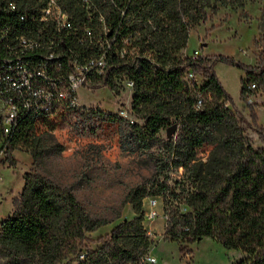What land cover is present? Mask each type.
Instances as JSON below:
<instances>
[{"label": "trees", "instance_id": "trees-1", "mask_svg": "<svg viewBox=\"0 0 264 264\" xmlns=\"http://www.w3.org/2000/svg\"><path fill=\"white\" fill-rule=\"evenodd\" d=\"M11 3L17 7L14 13L7 11ZM35 7V0H0V32L8 28L11 43L17 37L36 36ZM205 8V0H133L123 34L135 36L139 59L112 58L104 75L90 77L93 88L112 91L121 81L133 83L129 112L134 122L129 126V143L121 149L148 158L154 167L147 180L124 196L123 204L130 205L134 217L98 237L96 248H88L89 235L108 222L90 217L67 189L26 173L11 216L1 223L0 264H142L152 245L144 227L143 202L148 197L161 199L166 240L194 243L209 238L243 256L234 264H264V129L256 123L248 89L256 84L264 90V37L257 64L239 66L245 75L240 98L250 108L249 124L230 107L231 98L214 72L216 63L232 61L182 54L190 27L206 19ZM66 9L78 21L79 8ZM211 11L216 13L214 7ZM261 12L263 32L264 3ZM22 15L26 22L19 20ZM161 22L169 28L160 38L154 29ZM70 47L76 54L93 55L73 41ZM5 50L0 43V58ZM189 71L199 80L188 81ZM197 96L202 101L199 109H195ZM36 126L33 116L25 114L4 136L0 116V141L10 167H15L11 154L16 150H25L34 161L40 157L45 139ZM172 126L175 132L163 138L161 134ZM247 127L262 147L252 146ZM204 145L211 146L207 159L197 160L192 172L171 184V174L195 160Z\"/></svg>", "mask_w": 264, "mask_h": 264}, {"label": "rangeland", "instance_id": "rangeland-1", "mask_svg": "<svg viewBox=\"0 0 264 264\" xmlns=\"http://www.w3.org/2000/svg\"><path fill=\"white\" fill-rule=\"evenodd\" d=\"M205 3L206 19L190 27L187 47L182 54L191 57L198 52L202 57L222 56L232 61L233 64L216 63L214 72L231 98L230 107L250 124V108L240 98L241 80L245 75L239 66H255L258 62L264 37L261 29L264 0H205ZM212 7L216 13L211 11ZM118 85L117 91L86 86L78 91L84 111L38 124L36 132L44 136L45 142L36 161L19 149L11 154L15 167H10L5 145L0 141V227L2 221L11 216L13 201L23 189V176L30 172L67 189L90 217L108 222L89 235L88 248H96L98 237L109 233L121 221L134 217L130 205L123 204L124 196L130 188L147 180L154 167L148 158L121 149V145L129 143L131 123L121 118L119 112L127 109L130 91L124 81ZM249 99L256 123L264 129V90L259 88L249 93ZM128 116L133 118L130 112ZM246 135L254 148L262 147L257 135L248 127ZM161 136L166 138V132ZM210 150V145L199 148L195 160L171 174L170 183L192 172L194 163L205 161ZM148 199L144 201L145 216L150 210ZM157 201L158 217L150 221L144 218V227L152 240L147 256L155 258L156 264H234L243 257L209 238L194 243L166 240L164 217L159 212L161 199ZM179 207L182 212L186 211L182 205Z\"/></svg>", "mask_w": 264, "mask_h": 264}, {"label": "built area", "instance_id": "built-area-1", "mask_svg": "<svg viewBox=\"0 0 264 264\" xmlns=\"http://www.w3.org/2000/svg\"><path fill=\"white\" fill-rule=\"evenodd\" d=\"M132 2L35 0L32 16L38 29L34 38L21 36L11 43L8 28H3L0 43L6 50L0 58V116L4 136L13 132L25 114L33 116L36 126L45 120L56 121L74 112L84 111L78 91L92 85L90 77L93 74L104 75L108 63L115 57L123 62L139 59L135 36L132 33L123 34L129 26L131 16L128 10ZM68 6L79 8L81 16L78 21L68 12ZM7 11L16 12V5L11 3ZM19 20L26 22L27 16L22 15ZM168 28L167 24L161 22L154 30L161 38ZM72 41L93 55L76 54L70 47ZM143 58L149 59V56ZM187 80L198 81L199 77L189 71ZM124 85L130 95L126 101L127 109L121 110L119 116L132 124L134 119L128 113L133 83L125 81ZM248 89L254 92L259 88L256 84H250ZM201 105L200 96H197L195 109ZM148 204L150 210L145 217L150 221L158 217L155 211L158 201L149 198ZM143 262L156 264V259L146 256Z\"/></svg>", "mask_w": 264, "mask_h": 264}, {"label": "water", "instance_id": "water-1", "mask_svg": "<svg viewBox=\"0 0 264 264\" xmlns=\"http://www.w3.org/2000/svg\"><path fill=\"white\" fill-rule=\"evenodd\" d=\"M175 130H176V126H172V127H170V128L166 131V136H167V137L172 136V134L175 132Z\"/></svg>", "mask_w": 264, "mask_h": 264}, {"label": "crops", "instance_id": "crops-1", "mask_svg": "<svg viewBox=\"0 0 264 264\" xmlns=\"http://www.w3.org/2000/svg\"><path fill=\"white\" fill-rule=\"evenodd\" d=\"M198 53V52H197ZM145 201V200H144ZM143 205H144V202H143ZM160 205H161V209H160V215H163V210H162V203H161V201H160ZM163 218V217H162ZM163 220H164V223H165V219L163 218ZM150 234H151V232H150Z\"/></svg>", "mask_w": 264, "mask_h": 264}]
</instances>
